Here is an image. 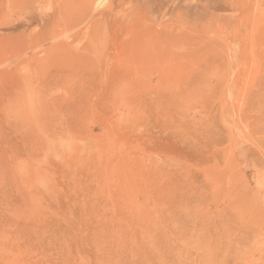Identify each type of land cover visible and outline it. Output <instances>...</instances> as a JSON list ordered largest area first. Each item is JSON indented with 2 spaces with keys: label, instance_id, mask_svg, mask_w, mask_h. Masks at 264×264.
<instances>
[{
  "label": "rangeland",
  "instance_id": "1",
  "mask_svg": "<svg viewBox=\"0 0 264 264\" xmlns=\"http://www.w3.org/2000/svg\"><path fill=\"white\" fill-rule=\"evenodd\" d=\"M8 1L0 264H264V0Z\"/></svg>",
  "mask_w": 264,
  "mask_h": 264
},
{
  "label": "bare ground",
  "instance_id": "2",
  "mask_svg": "<svg viewBox=\"0 0 264 264\" xmlns=\"http://www.w3.org/2000/svg\"><path fill=\"white\" fill-rule=\"evenodd\" d=\"M13 1V0H12ZM11 1V2H12ZM17 1V0H16ZM16 1L14 0V2L16 3ZM19 1V0H18ZM22 1V0H21ZM37 1H39V2H41V4L43 3V2H47V0H32V2H37ZM48 1H50L51 2V0H48ZM54 3H55V6H54V9H55V11H56V13L52 16V18L50 19V20H52L53 19V22L56 20V22H61L62 20H63V18L65 17V16H69L70 18H71V20L72 19H74L73 17H74V14L73 13H75V10H76V5L77 4H80V8L82 9V14H83V17L84 16H86L87 14H88V12L90 11V8L92 7V5H96L97 4V0H52ZM8 2H10V1H8ZM10 2V3H11ZM23 2V1H22ZM19 3L21 4V2L19 1ZM9 4V3H8ZM18 4V3H17ZM44 5H46L45 3H43ZM11 5L13 6L14 4L13 3H11ZM11 5H9V6H11ZM49 5V4H48ZM12 6L10 7V8H12ZM18 6H19V4H18ZM43 8H44V6H43ZM47 8H48V6H47ZM47 8H45V9H47ZM43 11H44V9H43ZM48 11V10H47ZM46 12V11H45ZM49 12V11H48ZM56 24V23H55ZM53 29V28H52ZM51 29V30H52ZM49 30V29H48ZM51 32V31H50ZM52 33V32H51ZM52 35V34H51ZM50 35V36H51ZM49 36V37H50ZM54 37V36H53ZM48 38V37H47ZM55 38V37H54ZM50 39V38H49ZM52 39V38H51ZM50 39V40H51ZM49 40V41H50ZM54 39H52L51 41H53ZM45 41V40H44ZM50 41V42H51ZM54 42V41H53ZM52 43V42H51ZM56 44V43H55ZM58 44V43H57ZM56 44V45H57ZM62 43H60L59 42V44L58 45H61ZM55 45V46H56ZM57 45V46H58ZM51 46V45H50ZM59 47V46H58ZM57 47V48H58ZM61 47V46H60ZM56 48V47H55ZM51 49V48H50ZM59 49V48H58Z\"/></svg>",
  "mask_w": 264,
  "mask_h": 264
}]
</instances>
